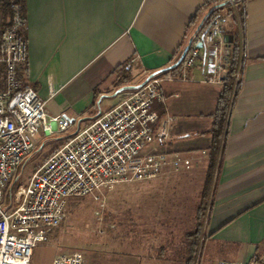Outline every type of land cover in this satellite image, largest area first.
<instances>
[{
	"label": "crops",
	"instance_id": "1",
	"mask_svg": "<svg viewBox=\"0 0 264 264\" xmlns=\"http://www.w3.org/2000/svg\"><path fill=\"white\" fill-rule=\"evenodd\" d=\"M205 1L24 0L21 82L37 92L48 114H61L70 124L72 116L54 95L84 94L87 105L75 125H86L148 73L174 59L194 31L188 25L191 16L198 8L206 12L201 6ZM242 7L240 84L201 226L205 261L212 264L264 256V0H243ZM122 65L128 66L131 77L117 83L115 69ZM186 75L160 82L162 97L152 108L172 120L166 138L153 145L158 151L189 156L196 164L207 159L209 115L220 85L201 80L200 61ZM49 81L56 92L51 97Z\"/></svg>",
	"mask_w": 264,
	"mask_h": 264
},
{
	"label": "built area",
	"instance_id": "2",
	"mask_svg": "<svg viewBox=\"0 0 264 264\" xmlns=\"http://www.w3.org/2000/svg\"><path fill=\"white\" fill-rule=\"evenodd\" d=\"M229 2L232 6L234 0ZM9 8L4 24L0 17L4 84L0 89V198L25 156L70 125L61 114H48L33 88L22 86L18 71L26 59L25 17L18 4ZM224 25L222 18H214L204 33L188 40L180 75L148 73L117 104L64 137L31 170L26 182L12 190V202L0 206V264H28L32 248L42 245L46 234L64 219L69 197L93 195L120 182L148 180L167 170H186L195 163L189 156L158 151L153 145L166 138L172 118L159 117L152 105L161 100L162 80L187 78L185 69L199 61L203 82L222 83L228 58ZM237 76L236 68L234 80ZM54 92L49 81L48 96ZM53 250L50 264H89L78 249L56 246ZM214 264H264V256L218 259Z\"/></svg>",
	"mask_w": 264,
	"mask_h": 264
},
{
	"label": "rangeland",
	"instance_id": "3",
	"mask_svg": "<svg viewBox=\"0 0 264 264\" xmlns=\"http://www.w3.org/2000/svg\"><path fill=\"white\" fill-rule=\"evenodd\" d=\"M54 96L62 99L72 123L25 156L2 189L1 207L12 202V190L26 182L45 154L75 132L79 111L87 105L85 95L63 91ZM206 162L201 158L186 170H167L148 180L120 182L93 195L72 198L62 222L46 234L42 245L32 248L28 264H50L56 246L83 251L89 264H180L181 239L195 226ZM206 211L205 204L202 224ZM203 238L201 230L192 264H212L205 261Z\"/></svg>",
	"mask_w": 264,
	"mask_h": 264
},
{
	"label": "trees",
	"instance_id": "4",
	"mask_svg": "<svg viewBox=\"0 0 264 264\" xmlns=\"http://www.w3.org/2000/svg\"><path fill=\"white\" fill-rule=\"evenodd\" d=\"M243 0H234L233 5L231 6L229 0H206L201 6L206 8V12L202 14L200 8L191 16L188 25L192 28L193 33L189 40L192 37L201 35L204 33L207 28L210 26L214 18H222L225 23V32L231 36V40L228 43V58L225 68L224 78L220 84L219 91L216 97L214 110L210 113L211 126L208 130L210 135V141L207 146V162L205 168L204 178L201 183L200 188V198L201 201L195 206V226L192 230L186 231L183 233L181 239V245L179 247V257L180 264H192L193 254L195 247L197 245V239L201 233L202 219L204 217V205L206 204L207 211L210 207L209 194L211 189V182L213 174L217 169L219 157L223 150L224 138L226 132V124L229 116L230 105L233 102L240 84V70H241V61L238 59V51L240 48L239 44V32L241 30L243 22ZM11 4H18L21 6V9L24 10V0H0V17L1 24L6 22V19L9 16ZM0 24V25H1ZM182 45L181 49L178 51L174 59L165 67L154 70L155 73H170L172 75L178 76L182 71V59L177 62V59L184 48ZM184 56V55H183ZM238 69V76L234 80L233 74L234 71ZM116 78L117 83H121L130 79L129 68L126 65H122L116 69ZM187 69H185L186 71ZM25 72V66H21L18 71V75L21 79L22 74ZM22 81V79H21ZM22 86H25L22 84ZM4 87L3 84V72L2 65L0 64V89ZM158 113H162V107L159 105L157 107ZM37 149V148H36ZM35 149V151H36ZM33 150V152H35ZM50 150L48 153H50ZM45 154V157L48 155ZM44 157V158H45ZM44 160V159H43ZM42 160V161H43ZM16 177L13 179L10 185V189L14 188L16 182ZM72 198L69 197L67 202ZM206 216V215H205ZM201 243V241H200ZM162 249L160 248L159 251Z\"/></svg>",
	"mask_w": 264,
	"mask_h": 264
},
{
	"label": "water",
	"instance_id": "5",
	"mask_svg": "<svg viewBox=\"0 0 264 264\" xmlns=\"http://www.w3.org/2000/svg\"><path fill=\"white\" fill-rule=\"evenodd\" d=\"M223 40L226 42V43H229L230 42V40H231V36L230 35H224L223 36ZM188 43L189 42H187V44L184 46V48L182 49V51H181V53H180V55H179V57H178V59H177V62L178 61H180L181 59H182V57H183V55L185 54V52H186V50H187V47H188ZM200 44L198 43L197 44V46H199ZM152 73H155V72H152Z\"/></svg>",
	"mask_w": 264,
	"mask_h": 264
}]
</instances>
